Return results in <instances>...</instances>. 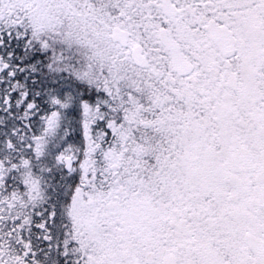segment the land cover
<instances>
[{"label":"snow or ice","instance_id":"1","mask_svg":"<svg viewBox=\"0 0 264 264\" xmlns=\"http://www.w3.org/2000/svg\"><path fill=\"white\" fill-rule=\"evenodd\" d=\"M0 264H264V0H0Z\"/></svg>","mask_w":264,"mask_h":264}]
</instances>
